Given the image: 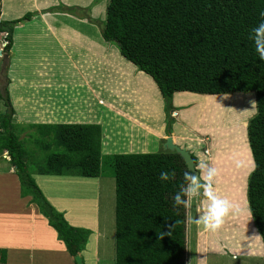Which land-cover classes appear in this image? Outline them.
Instances as JSON below:
<instances>
[{"label": "trees", "instance_id": "obj_1", "mask_svg": "<svg viewBox=\"0 0 264 264\" xmlns=\"http://www.w3.org/2000/svg\"><path fill=\"white\" fill-rule=\"evenodd\" d=\"M262 11L264 0H109L101 36L152 79L167 120L174 112L176 92L209 96L256 93L257 113L247 127L255 165L247 182V202L264 246V62L248 39ZM31 18L27 14L15 21L0 20V34L7 35V54L15 28ZM0 99L4 106L0 154L7 153L15 170L20 197L30 198L29 203L55 231L74 264L91 231L71 226L46 200L32 174L95 179L105 168L111 169L115 183L114 264H185L187 207L174 206L172 199L188 171L179 155H102V128L97 124H30L28 138L22 139L26 129L14 123L7 88ZM27 143L33 148L26 147ZM36 151L42 152L41 160H36ZM162 171L175 172V178L162 185ZM6 254L0 249V264L6 263Z\"/></svg>", "mask_w": 264, "mask_h": 264}, {"label": "rangeland", "instance_id": "obj_2", "mask_svg": "<svg viewBox=\"0 0 264 264\" xmlns=\"http://www.w3.org/2000/svg\"><path fill=\"white\" fill-rule=\"evenodd\" d=\"M35 2L20 4L12 0H3L7 18L15 21L27 14L32 15L30 21H23L16 27L27 28L31 30L29 33L32 35H27L24 40H17L15 50L11 55V63L7 58L9 53L2 51L0 44V79H2L0 89L3 90L6 87L10 64L17 78H29L34 82L32 85L35 87L43 83L50 89V94L56 97L61 95L62 88L66 87V91L72 97L76 96V100L71 101L76 104V109L79 107L77 101L80 96L83 98L89 94L88 83L82 79L104 80L103 75L107 74V70L112 77L122 80L127 94L131 88L136 89L138 85H141L137 81L139 78L144 79L147 82L146 85L149 83L153 85L152 88L155 87L152 79L144 73L137 69L136 73L132 72L135 66L121 57L114 44L103 40L101 27L105 22L109 0H40V2ZM44 8L45 11L38 12ZM145 89L148 94H142V100L147 104L156 105L155 93L148 87ZM116 92L113 89V92L108 94L105 89H97L98 104L103 105L102 101L111 100ZM140 92L142 93L143 89ZM208 97H211L209 103H195L185 119L187 127L177 126L175 128L177 134L191 136L190 133L198 132L204 124V129H210L209 131L214 133L213 137L219 144L220 152L222 150H234L235 152V144L240 146L239 152H243V149L249 150L247 127L249 120L257 113L256 93L235 92ZM56 100L57 98L55 102ZM160 100L162 103V98ZM174 101H176L175 98ZM205 103L208 104L203 105ZM95 104L100 108L97 102ZM2 112L3 110L0 111ZM164 115H166L165 111ZM19 120L15 117L14 123L20 124ZM159 120L162 122L159 123ZM159 120L155 127L161 128V125L166 127L168 121L169 124L171 122L166 119L165 123L163 116ZM29 125L20 124V127L26 129L20 138H28L31 130L29 131L26 127ZM207 143L205 146L210 148ZM26 147L33 148L29 143ZM161 149L163 150V145L158 150L162 152ZM245 151V154L242 153L243 158H249L250 166H252L251 152L248 156L247 150ZM200 152L203 153V147H200ZM35 153L36 160H41L42 152L36 151ZM245 176V173L240 175L242 181L237 182L235 188H237L238 199L244 200L245 196L247 201L244 191L247 189L248 179H245ZM32 177L46 200L56 211L63 214L71 226L90 230L92 236L99 232L101 253L98 264H114L115 183L112 170L105 168L103 175L95 179L38 174H32ZM221 177L219 176V179ZM230 181L228 180L225 186L215 184L219 197L224 196L228 200L231 199L230 193L234 186L232 187ZM202 199V197L193 198L187 206L185 264L262 263L261 260L248 259L243 255L248 250L257 253L264 251V246L259 235L251 236L249 240L241 235L240 227L236 223L240 220L236 216L241 209L227 216L217 232H208L203 229L202 225L195 222L196 217L202 214L198 212V209L202 207ZM235 203L238 202L235 201ZM246 210L250 215L248 207ZM243 219L244 217L240 222ZM233 255L236 256L235 259L232 258ZM89 263L95 264L93 260Z\"/></svg>", "mask_w": 264, "mask_h": 264}, {"label": "crops", "instance_id": "obj_3", "mask_svg": "<svg viewBox=\"0 0 264 264\" xmlns=\"http://www.w3.org/2000/svg\"><path fill=\"white\" fill-rule=\"evenodd\" d=\"M12 1L20 4L40 2V0ZM45 10L44 8L38 10V12L41 13ZM0 12L1 21L12 20L7 18L3 0H1ZM29 32L31 30L24 27L15 28L12 36V48L8 54L9 63H11V55L15 50L17 40H24L27 35H32ZM136 69V67H133L132 72L136 73ZM106 73V75H103L105 76L104 80L82 79L88 83L89 94L83 98L80 96L77 101L79 107L76 109V104L71 102L74 99L76 100V96L72 97L66 91V87H63V93L56 97L54 94H50V89L46 85L44 86L43 83L39 87H35L32 85L34 82L31 79L17 78L10 64L6 88L15 112L14 119L18 117L20 124L100 125L102 128V155L167 153L164 143L170 137L178 147L185 148L196 159V163L203 155L210 165L218 169L215 184L218 185L219 183L225 186L226 182L231 180L230 183L234 188L230 193L231 199L229 201L235 205L236 210L241 209L236 216L237 219L241 220L244 217L243 221H236L240 227L239 231L248 240L251 236H258L252 217H250L251 214L249 215L246 210V207L249 208L246 197L244 196V200L238 199L237 188H235L237 182L242 181L240 179L242 173H245V179H248L249 174L254 170V161L252 167L249 158H243L242 155L247 150L248 156H250V149H243V152H239L238 148L240 146L235 144V152L234 150H222L220 152L219 144L213 137L214 133L209 131L210 129H204V124L198 129V132L190 133L191 136L179 135L175 130L177 126L187 127L185 119L195 103H209L211 97L190 92H176L172 97L174 112L171 116L170 132L167 134L165 126L155 127L162 116L166 123L164 103L163 101L161 103L160 98L162 97L156 85V89L155 87L152 88L153 85H149V83L146 85L147 82L139 78L137 81L141 85H138L136 89L131 88L127 94L126 88L124 89L123 82H121L122 80L112 77L109 70ZM145 87L155 93L156 105L147 104L142 100V94H148ZM97 89H105L108 94H111L113 89L117 92L112 95L111 100L106 99L102 101L103 105H99ZM141 89H143L142 93L140 92ZM3 91L4 89H0V94H3ZM55 98H57L56 102ZM174 98L176 101H174ZM94 101L97 102L100 108L96 106ZM54 104H57V106H54ZM1 110L4 112L3 102L0 99ZM158 122L161 123L162 121L159 120ZM206 142H208L210 148L205 146ZM162 145L164 151L161 149L162 152H160L158 149ZM200 147H203V153L200 152ZM205 150L208 151L206 155L204 154ZM220 173L222 174L220 175ZM219 176L222 177L219 179ZM244 193V195H247V189ZM234 194L235 196H233ZM220 198H224V196ZM29 201V197H20L18 178L14 168L9 163L7 153L0 154V249L6 250L5 264H74L63 243L58 241L55 231L48 226L47 221ZM235 201L238 203H235ZM98 234L99 232L95 236H92V233L90 234L86 248L80 254L84 264H90V260L98 264V260H100V235ZM243 255L248 259L261 260L262 263L258 264H264L263 250L258 253L248 250ZM232 258L235 259L236 256L233 255Z\"/></svg>", "mask_w": 264, "mask_h": 264}, {"label": "clouds", "instance_id": "obj_4", "mask_svg": "<svg viewBox=\"0 0 264 264\" xmlns=\"http://www.w3.org/2000/svg\"><path fill=\"white\" fill-rule=\"evenodd\" d=\"M260 17L259 24L252 28L248 39L254 45L259 60L264 62V11L260 13ZM217 175L218 169L210 165L202 155L199 162H195L193 171L183 173V183L172 198L174 206L187 207L193 198L202 197V207L198 209L202 214L196 217L195 222L202 225L205 231L212 233L222 227L227 216L236 212L234 204L217 195L214 187ZM174 178L175 172L162 171L159 175L162 185L171 182Z\"/></svg>", "mask_w": 264, "mask_h": 264}, {"label": "water", "instance_id": "obj_5", "mask_svg": "<svg viewBox=\"0 0 264 264\" xmlns=\"http://www.w3.org/2000/svg\"><path fill=\"white\" fill-rule=\"evenodd\" d=\"M5 89L6 87L4 88V90ZM164 148L167 152L176 153L177 155H179L188 171H193L195 169V161L192 158L191 154L185 148H180L176 144H174L172 138L168 137L166 139L164 143ZM197 174L199 173L197 172ZM74 262L75 264H83L82 257L80 255H77L74 258Z\"/></svg>", "mask_w": 264, "mask_h": 264}, {"label": "built area", "instance_id": "obj_6", "mask_svg": "<svg viewBox=\"0 0 264 264\" xmlns=\"http://www.w3.org/2000/svg\"><path fill=\"white\" fill-rule=\"evenodd\" d=\"M0 36H1L0 44L2 46V51H4L5 46H7L8 44L7 39H6L7 35L4 33V34H0ZM204 154L205 155L208 154V151L205 150Z\"/></svg>", "mask_w": 264, "mask_h": 264}]
</instances>
